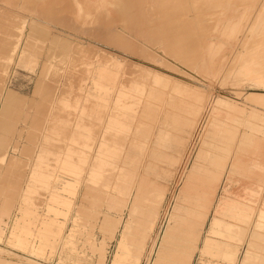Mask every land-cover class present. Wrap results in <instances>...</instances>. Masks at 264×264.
Instances as JSON below:
<instances>
[{"label":"rangeland","instance_id":"rangeland-1","mask_svg":"<svg viewBox=\"0 0 264 264\" xmlns=\"http://www.w3.org/2000/svg\"><path fill=\"white\" fill-rule=\"evenodd\" d=\"M255 3L36 0L31 10L0 0V44L10 39L0 95L10 91L21 110L1 131L0 259L264 264V8L257 17ZM164 5L178 16L171 35L153 26ZM9 157L16 168L4 173Z\"/></svg>","mask_w":264,"mask_h":264},{"label":"bare ground","instance_id":"bare-ground-1","mask_svg":"<svg viewBox=\"0 0 264 264\" xmlns=\"http://www.w3.org/2000/svg\"><path fill=\"white\" fill-rule=\"evenodd\" d=\"M11 1H13V0H11ZM16 1V0H15ZM36 0H23V2H25V3H27L26 4V6L27 5H30V9L31 10H33V9H36L35 7H32L31 5H32V3L33 2H35ZM166 1V0H165ZM181 1V0H180ZM204 1H206V3L208 2V0H204ZM256 1V0H255ZM10 2V1H9ZM128 2V1H127ZM203 2V1H202ZM21 4H23V3H21ZM36 4V3H35ZM127 4H129V3H127ZM199 4V3H198ZM209 4V3H208ZM11 5V4H10ZM254 5H256V11H255V15L257 16V13H259V11H261L263 8H264V0H257V3H255ZM37 6V5H36ZM52 5H50V7H51ZM206 6H208L207 4L205 5V7ZM29 6H27V8H28ZM61 7V6H60ZM59 7V8H60ZM181 7H183V6H181ZM181 7H180V9H181ZM203 7V6H202ZM201 7V8H202ZM42 8H43V6H42ZM53 8V7H52ZM55 8V7H54ZM53 8V10L55 11V9ZM62 8V7H61ZM60 8V9H61ZM64 8V7H63ZM179 8V7H178ZM184 8V7H183ZM200 8V7H199ZM204 9H206V8H204ZM27 10H29V9H27ZM58 10V9H57ZM56 10V11H57ZM176 10V8H173V6H170V5H164L163 7H161V10H160V12H159V16H157V18L158 17H164L163 19H167L166 21H164L163 19H162V22H160L159 24H154L153 26L156 28V27H158L159 28V32L161 31H165L166 33H168L167 35H171V30H172V28L174 27V26H172V23L171 22H173V20L172 21H170V19H172L173 17H172V15H171V13H173L174 11ZM37 11V10H36ZM264 11V10H263ZM263 11H261L262 13H264ZM37 12H39V11H37ZM41 12V11H40ZM48 12V11H47ZM58 12V11H57ZM260 12V13H261ZM36 13V12H35ZM55 13V12H54ZM261 13V14H262ZM40 14H42V13H40ZM43 14H45V13H43ZM202 14H203V9H202ZM45 15H47V14H45ZM45 15H43V16H45ZM165 15V16H164ZM169 15H171V16H169ZM176 15V11L173 13V16H174V18L176 17V18H178V16H175ZM204 15V14H203ZM202 15V16H203ZM263 15V14H262ZM56 16V15H55ZM60 16V15H59ZM150 16V15H149ZM259 16V15H258ZM257 16V17H258ZM49 17V16H48ZM51 17V16H50ZM61 17V16H60ZM63 17V16H62ZM171 17V18H170ZM180 17V16H179ZM200 17V16H199ZM256 17V18H257ZM58 18V17H57ZM150 18H152V16L150 17ZM204 18V17H203ZM260 18V17H259ZM262 18V17H261ZM258 19V20H260L259 22L260 23H262L264 20H262V19ZM264 18V17H263ZM56 19V18H55ZM155 19V18H154ZM161 18H159V20H160ZM201 19V18H200ZM147 20H148V18H147ZM150 20V19H149ZM158 20V21H159ZM177 20V19H176ZM184 20V19H183ZM183 20H182V22H183ZM188 20V19H187ZM202 20V19H201ZM257 20V21H258ZM130 21H132V20H130ZM136 21V20H135ZM135 21H133L134 23H135ZM158 21H156V22H158ZM178 21V20H177ZM189 21V20H188ZM187 21V22H188ZM133 22H132V24H133ZM137 22V21H136ZM152 22V21H151ZM205 22V21H204ZM258 22V23H259ZM138 23H139V21H138ZM148 23V22H147ZM173 23H175V22H173ZM136 24V23H135ZM185 24H187V23H185ZM192 24V23H191ZM263 24V23H262ZM22 25V24H21ZM131 25V24H130ZM190 25V24H189ZM264 25V24H263ZM262 25V27L264 28V26ZM144 26V25H143ZM190 26H192V25H190ZM31 28H32V26H30ZM34 28V27H33ZM141 28V27H140ZM139 28V29H140ZM191 28V27H190ZM193 28V27H192ZM138 29V28H137ZM148 29V28H147ZM151 28H149V30H150ZM152 29H154V28H152ZM152 29H151V31H152ZM175 29V28H174ZM207 30V29H206ZM146 31V30H145ZM177 30H175V33L177 34V32H176ZM31 32V31H30ZM174 32V31H173ZM186 32V31H185ZM32 33V32H31ZM178 33H179V35L182 33H180L179 31H178ZM184 33V32H183ZM189 34L191 33V32H188ZM195 33V32H194ZM16 34V33H15ZM188 34V35H189ZM191 35V34H190ZM259 35V34H258ZM262 35V34H261ZM260 35V36H261ZM264 35V34H263ZM175 36V35H174ZM174 36H172V38L174 37ZM16 37H17V35H16ZM176 37V36H175ZM180 37H183L182 35H180ZM264 37V36H263ZM1 38V37H0ZM3 38H4V36H3ZM177 38V37H176ZM183 38H185V37H183ZM5 39H6V37H5ZM4 39V40H5ZM12 39V38H11ZM165 39L167 40L168 39V41L170 40H173V39H171V37H170V39L169 38H166L165 37ZM178 39H179V37H178ZM256 39V38H255ZM260 39V38H259ZM10 40V39H9ZM9 40H5L4 41V43L6 42V44H7V42L9 41ZM17 40V39H16ZM19 40V39H18ZM17 40V41H18ZM165 40V41H166ZM193 40H195V38H193ZM12 41V40H11ZM15 41V40H14ZM13 41V42H14ZM169 41V42H170ZM173 41H177V40H173ZM172 41V42H173ZM185 41V40H184ZM184 41H181L182 42V44H188L187 42H188V40L187 41H185L186 43H184ZM264 41V40H263ZM10 42V41H9ZM178 42L179 41H177V42H174L175 44H178ZM180 42V43H181ZM195 42V41H194ZM174 43H172V45H175ZM179 43V44H180ZM193 43V42H192ZM258 43V42H257ZM6 44H4V45H6ZM10 43H8L7 45H9ZM166 44V43H165ZM168 44V43H167ZM170 44V43H169ZM178 44V45H179ZM3 45V43L2 44H0V46H4ZM171 45V44H170ZM181 45V44H180ZM179 45V46H180ZM15 47V46H14ZM169 47V46H168ZM172 47V46H171ZM188 47V46H187ZM0 48H2L1 50H3L2 52H6L7 50L9 51V49H8V47H0ZM3 48H7L6 50L5 49H3ZM174 48V47H173ZM12 49V48H11ZM176 49V48H175ZM184 49H188V48H184ZM0 50V51H1ZM15 50V49H14ZM12 51V50H11ZM181 51V50H180ZM257 51V50H256ZM13 52V51H12ZM171 52V51H170ZM173 52V51H172ZM176 52H178V53H176ZM184 52V51H183ZM189 52V51H188ZM260 52H262V51H260ZM1 53V52H0ZM175 53L176 54H179L180 55V53H179V50L177 51V49H176V51H175ZM175 53H173V54H175ZM182 53V52H181ZM257 53V52H256ZM264 52H262L261 54H263ZM2 54H4V53H1V55ZM258 54V53H257ZM0 55V56H1ZM15 55V53L13 54V56ZM179 55H177V56H179ZM182 55V54H181ZM195 55V54H194ZM193 55V56H194ZM6 56H7V53H6ZM193 56H192V58H193ZM264 56V55H263ZM10 57V56H9ZM256 57V56H255ZM258 57V56H257ZM11 58V57H10ZM186 58H187V56H186ZM189 58V57H188ZM261 59V58H260ZM256 61V60H255ZM264 61V60H263ZM257 62V61H256ZM262 63V62H261ZM250 64H252V63H250ZM254 64V63H253ZM261 65V64H260ZM245 66V65H244ZM261 70V69H260ZM264 71V70H263ZM8 91V90H7ZM1 92V91H0ZM3 96L1 97V95H0V97L2 98V104H1V107H0V140H2L1 139V131L2 130H4V129H7L12 123H14V122H11V124L9 125V122L7 121L8 120V118H11V116L10 115H13L14 116V114H16V111H21V110H19V109H17L18 108V105L20 104V102L18 101V100H16V98L13 96V94L9 91V92H7V93H5V94H2ZM251 96V95H250ZM17 97V96H16ZM254 97V96H253ZM256 97V96H255ZM254 97V98H255ZM257 97H259V99H261V98H264V97H261V95L259 96V95H257ZM256 97V98H257ZM1 100V99H0ZM249 101H251V100H249ZM25 105V104H24ZM28 105V104H27ZM20 106V105H19ZM18 116L20 115V114H17ZM10 116V117H9ZM26 116V115H25ZM32 116V115H31ZM13 118V117H12ZM14 119H15V117H14ZM15 120H17V118L15 119ZM14 120V121H15ZM8 122V123H7ZM31 122H33V121H31ZM31 122H30V124H31ZM15 125V124H14ZM36 125H37V123H36ZM12 126V125H11ZM10 126V127H11ZM32 127H34V125H31ZM8 128L9 130L8 131H10V129L11 128ZM15 127V126H14ZM13 127V128H14ZM31 127V128H32ZM31 130V129H30ZM29 130V131H30ZM19 131V130H18ZM19 133H20V131H19ZM31 133V132H30ZM32 133H33V131H32ZM31 133V134H32ZM3 135V134H2ZM10 135V134H9ZM30 135V134H29ZM19 136V135H18ZM4 139V138H3ZM11 141V140H10ZM3 142H6V140L5 141H3ZM7 142H8V139H7ZM6 142V143H7ZM23 148V147H22ZM24 150V149H23ZM1 151V150H0ZM22 151V150H21ZM1 154V153H0ZM4 155H5V152L3 151V153L1 154V156H0V163H2L3 162V159H4ZM219 156V155H218ZM11 157V156H10ZM9 157V159L6 161V164H5V167H4V173H10L11 172V170H13V168H16V167H14L15 165H16V161H18V160H16V161H14L12 158H10ZM14 158V157H13ZM217 160V159H216ZM212 161V160H211ZM16 162V163H15ZM19 163V162H18ZM213 163V162H212ZM218 165V164H217ZM209 167V166H208ZM202 168V167H201ZM208 170V169H207ZM214 172V171H213ZM205 173H206V171H205ZM216 173V172H215ZM218 173V172H217ZM207 174V173H206ZM13 175V174H12ZM189 175H191V174H189ZM214 175H216V174H214ZM213 175V176H214ZM15 176V175H14ZM201 176H202V174H201ZM203 176H205V175H203ZM190 177V176H189ZM188 177V178H189ZM11 178V177H10ZM188 178H186V179H188ZM197 178V177H196ZM207 178H209V177H207ZM206 178V179H207ZM211 178V177H210ZM217 178V177H216ZM2 179V178H1ZM14 179V178H13ZM198 179H201V178H199L198 177ZM189 180V179H188ZM187 180V181H188ZM215 180V179H214ZM17 181V180H16ZM201 181H202V179H201ZM209 181V180H208ZM6 182H8V181H6ZM186 182V181H185ZM210 182H212V181H210ZM4 183V182H3ZM10 183V182H9ZM8 183V184H9ZM201 184V183H200ZM205 184V183H204ZM208 184V183H207ZM3 185V184H2ZM212 185V184H211ZM186 186H188V185H186ZM193 187H194V189L195 188H199L197 185V187L196 186H194V185H192ZM206 186V185H205ZM12 187V184H10V186H8L7 188L5 187L4 189H6V191H7V193H8V191L10 190V188ZM202 188L204 187V186H201ZM9 189V190H8ZM190 188H188V190H189ZM200 189V188H199ZM191 190V189H190ZM201 190V189H200ZM206 190H208V189H206ZM209 190H211V189H209ZM208 190V191H209ZM10 192V191H9ZM16 192V191H15ZM191 192V191H190ZM193 192V191H192ZM191 192V193H192ZM195 192H196V190H195ZM201 192H203L202 190H201ZM204 192H205V189H204ZM6 193V192H5ZM4 193V194H5ZM194 193V192H193ZM190 194V193H189ZM196 194V193H195ZM200 195H202L201 193H199ZM6 196L7 195H10L9 193L8 194H5ZM198 195V194H197ZM200 195H198V197L200 196ZM9 197V196H8ZM185 197H187V196H185ZM208 197V196H207ZM207 197H205V198H203L204 200L207 198ZM6 199H8V198H5V200ZM193 199V198H192ZM207 199H208V201H207ZM206 199V201L207 202H202V210L201 211H198L199 212V214H198V216L200 215L201 217H202V219H204L205 218V216H206V214L208 213V210H209V208H210V203H211V201L213 200V196H211V197H209V198H207ZM187 200V199H186ZM189 200V199H188ZM187 200V201H188ZM195 200V199H194ZM9 201V200H8ZM190 201H191V199H190ZM2 202H4V199H3V201ZM195 202V201H194ZM7 202H4L3 203V205L4 204H6ZM189 203V202H188ZM194 204H196V203H194ZM194 204L192 205L191 203H190V205H192V206H194ZM196 206V205H195ZM199 208V207H198ZM191 209V208H190ZM196 210H198V209H196ZM195 211V210H194ZM191 216H194V214L193 215H191ZM204 217V218H203ZM179 218V217H178ZM197 218V216L195 215V219ZM195 219H194V221H195ZM189 220H190V218H189ZM198 220H199V217H198ZM198 220H196V221H198ZM190 221H192V220H190ZM190 224V223H189ZM188 224V225H189ZM195 224V223H194ZM202 224V223H201ZM176 225V224H175ZM191 225H193L192 223H191ZM197 225V224H196ZM179 226V225H178ZM193 227V226H192ZM178 228V227H177ZM201 228V227H200ZM171 229H172V227H171ZM189 229V228H188ZM200 229H198L197 231H199ZM181 232V231H180ZM186 233V232H185ZM194 234V233H193ZM185 239L187 240V238L185 237ZM195 240H196V238H195ZM198 242V241H197ZM165 244H167V243H165ZM170 249V248H169ZM161 256H163V255H161ZM191 256V255H190ZM168 258V257H167ZM115 260H113V262H114ZM165 261V260H164ZM166 262V261H165ZM0 264H15V262L14 261H5L4 259H0ZM176 264V263H175ZM179 264H182V263H180L179 262Z\"/></svg>","mask_w":264,"mask_h":264}]
</instances>
